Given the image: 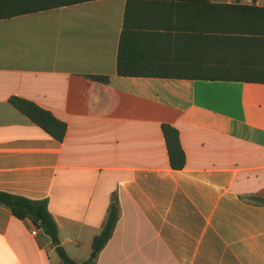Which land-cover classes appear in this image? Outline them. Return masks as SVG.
Segmentation results:
<instances>
[{
	"label": "crops",
	"instance_id": "1",
	"mask_svg": "<svg viewBox=\"0 0 264 264\" xmlns=\"http://www.w3.org/2000/svg\"><path fill=\"white\" fill-rule=\"evenodd\" d=\"M126 1L0 19V191L46 200L77 262L91 257L116 192L120 216L94 264H264V206L248 200L264 198V83L118 76ZM240 54L237 64L259 61ZM13 96L64 122L63 141ZM163 124L178 131L181 170ZM37 224L0 205V264H60Z\"/></svg>",
	"mask_w": 264,
	"mask_h": 264
},
{
	"label": "trees",
	"instance_id": "2",
	"mask_svg": "<svg viewBox=\"0 0 264 264\" xmlns=\"http://www.w3.org/2000/svg\"><path fill=\"white\" fill-rule=\"evenodd\" d=\"M90 1L95 0H0V19ZM136 15L150 16L154 21L139 24L133 19ZM237 54L252 55L259 61L237 64ZM116 73L123 77L264 83V7L209 0H127ZM90 78L108 82L107 77ZM9 103L50 137L63 141L66 124L51 112L16 96L10 97ZM161 129L170 167L183 169L186 156L178 131L168 124ZM248 200L264 206V198L250 196ZM0 205L7 207L16 219L30 218L38 223L50 238L60 264H94L120 216L118 197L113 192L100 232L91 242L94 257L77 262L61 246L46 200H30L0 191Z\"/></svg>",
	"mask_w": 264,
	"mask_h": 264
},
{
	"label": "built area",
	"instance_id": "3",
	"mask_svg": "<svg viewBox=\"0 0 264 264\" xmlns=\"http://www.w3.org/2000/svg\"><path fill=\"white\" fill-rule=\"evenodd\" d=\"M232 2L242 4V5H255L257 0H232Z\"/></svg>",
	"mask_w": 264,
	"mask_h": 264
},
{
	"label": "water",
	"instance_id": "4",
	"mask_svg": "<svg viewBox=\"0 0 264 264\" xmlns=\"http://www.w3.org/2000/svg\"><path fill=\"white\" fill-rule=\"evenodd\" d=\"M37 225H38V224H37ZM91 257H94V254H93V253L91 254Z\"/></svg>",
	"mask_w": 264,
	"mask_h": 264
}]
</instances>
